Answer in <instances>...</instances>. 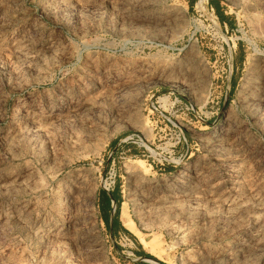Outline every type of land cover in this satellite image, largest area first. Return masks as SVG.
I'll list each match as a JSON object with an SVG mask.
<instances>
[{
  "label": "rangeland",
  "instance_id": "rangeland-1",
  "mask_svg": "<svg viewBox=\"0 0 264 264\" xmlns=\"http://www.w3.org/2000/svg\"><path fill=\"white\" fill-rule=\"evenodd\" d=\"M141 257L264 264V0H0V264Z\"/></svg>",
  "mask_w": 264,
  "mask_h": 264
},
{
  "label": "trees",
  "instance_id": "trees-1",
  "mask_svg": "<svg viewBox=\"0 0 264 264\" xmlns=\"http://www.w3.org/2000/svg\"><path fill=\"white\" fill-rule=\"evenodd\" d=\"M211 4L213 5V7L215 8V12H216V14H217V16L222 20V21H224V16H223V14L219 11V8H218V6H217V4L215 3V2H211ZM101 193H102V201H103V204H101V206L103 207V208H107V206H110L109 205V201H110V199L111 198H113V199H115L116 201L118 200L116 197H114V195H112V197L109 195V193H107V192H105V191H101ZM117 214V211H115V215ZM114 225H117V223H114L113 222V224L111 225V226H109V230H110V232H111V234L113 233V231H114V229H113V226ZM139 255L140 256H143V257H148V258H152V256H151V254H149V253H147V252H144V251H139ZM140 264H143V262H141V261H138Z\"/></svg>",
  "mask_w": 264,
  "mask_h": 264
},
{
  "label": "crops",
  "instance_id": "crops-1",
  "mask_svg": "<svg viewBox=\"0 0 264 264\" xmlns=\"http://www.w3.org/2000/svg\"><path fill=\"white\" fill-rule=\"evenodd\" d=\"M113 222L118 224V217H117V215H115V211L113 214H109L108 218H107L108 226H111L113 224Z\"/></svg>",
  "mask_w": 264,
  "mask_h": 264
},
{
  "label": "built area",
  "instance_id": "built-area-1",
  "mask_svg": "<svg viewBox=\"0 0 264 264\" xmlns=\"http://www.w3.org/2000/svg\"><path fill=\"white\" fill-rule=\"evenodd\" d=\"M140 260L142 261H148L150 262V264H160L159 262L155 261V260H152V259H146V258H143L141 257Z\"/></svg>",
  "mask_w": 264,
  "mask_h": 264
}]
</instances>
